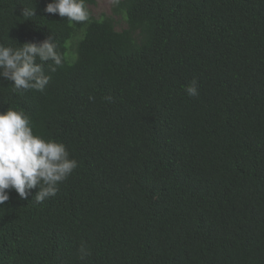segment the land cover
<instances>
[{"label": "trees", "instance_id": "1", "mask_svg": "<svg viewBox=\"0 0 264 264\" xmlns=\"http://www.w3.org/2000/svg\"><path fill=\"white\" fill-rule=\"evenodd\" d=\"M95 3L0 0V264H264V0Z\"/></svg>", "mask_w": 264, "mask_h": 264}, {"label": "rangeland", "instance_id": "2", "mask_svg": "<svg viewBox=\"0 0 264 264\" xmlns=\"http://www.w3.org/2000/svg\"><path fill=\"white\" fill-rule=\"evenodd\" d=\"M116 0H96V3L91 5L92 13L95 17L99 18L106 15H112V5ZM116 20V28L121 30L127 26L125 19L120 15H114ZM80 34H78L79 36ZM76 39L67 42V55L73 53V47ZM71 46V47H70Z\"/></svg>", "mask_w": 264, "mask_h": 264}]
</instances>
